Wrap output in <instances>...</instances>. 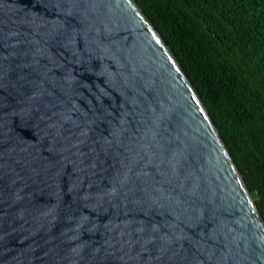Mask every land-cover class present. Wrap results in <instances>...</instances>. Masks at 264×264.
<instances>
[{
    "label": "water",
    "instance_id": "95a60500",
    "mask_svg": "<svg viewBox=\"0 0 264 264\" xmlns=\"http://www.w3.org/2000/svg\"><path fill=\"white\" fill-rule=\"evenodd\" d=\"M0 264H264V223L133 0H0Z\"/></svg>",
    "mask_w": 264,
    "mask_h": 264
},
{
    "label": "trees",
    "instance_id": "16d2710c",
    "mask_svg": "<svg viewBox=\"0 0 264 264\" xmlns=\"http://www.w3.org/2000/svg\"><path fill=\"white\" fill-rule=\"evenodd\" d=\"M189 80L264 223V0H133Z\"/></svg>",
    "mask_w": 264,
    "mask_h": 264
}]
</instances>
